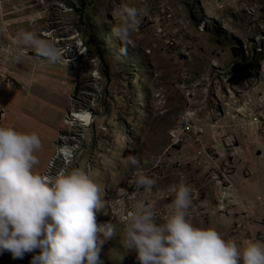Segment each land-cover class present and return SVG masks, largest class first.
Masks as SVG:
<instances>
[{
	"label": "rangeland",
	"instance_id": "1",
	"mask_svg": "<svg viewBox=\"0 0 264 264\" xmlns=\"http://www.w3.org/2000/svg\"><path fill=\"white\" fill-rule=\"evenodd\" d=\"M125 5L143 11L122 53L112 28ZM21 30L64 49L67 62L50 63L18 45ZM256 50L262 62L253 80L231 86L236 62ZM7 98L21 116L38 121L43 110L57 109V119L46 124L57 130L46 173L78 168L100 186L104 207L97 222L113 223L116 232L101 247V264H138L135 252L120 243L126 224L120 218L135 201H147L132 196L133 180L140 171L168 179L173 164L183 165L179 171L197 195L195 207L211 197L217 205L216 192L231 186L233 199L224 196L230 206L214 220L229 215L221 221L230 222L240 213L257 230L250 242H264V216L252 209L240 183H255L263 171L264 0H0L2 114L13 110ZM74 113L91 114L92 123L72 120ZM246 142L251 153L242 165L238 150ZM129 154L140 158L139 169L122 163ZM188 215L193 224L201 219L202 228L212 222L200 207ZM238 226L223 237L235 235Z\"/></svg>",
	"mask_w": 264,
	"mask_h": 264
},
{
	"label": "clouds",
	"instance_id": "2",
	"mask_svg": "<svg viewBox=\"0 0 264 264\" xmlns=\"http://www.w3.org/2000/svg\"><path fill=\"white\" fill-rule=\"evenodd\" d=\"M142 11L127 5L120 10V23L112 34L124 45L122 53ZM15 41L50 63L67 59L64 49L34 31L21 30ZM41 147L37 133L0 126V254L9 252L19 260L33 253L29 264H101V247L116 232L113 223L97 222L96 212L104 207L100 186L78 168L54 177L37 173L35 153ZM122 163L139 169L141 160L129 154ZM133 183L150 190L156 181L140 171ZM191 194L188 184L178 183L171 211L163 207L168 211L164 219L156 218L155 212L163 208L154 209L153 198L135 201L126 224L120 221L125 224L122 248L134 251L138 264H264V242H248L241 248L215 228L195 226L186 211Z\"/></svg>",
	"mask_w": 264,
	"mask_h": 264
},
{
	"label": "crops",
	"instance_id": "3",
	"mask_svg": "<svg viewBox=\"0 0 264 264\" xmlns=\"http://www.w3.org/2000/svg\"><path fill=\"white\" fill-rule=\"evenodd\" d=\"M9 99L10 98L5 99L6 106H9L13 102L12 100H9ZM12 107H13L12 111H10V108H5L6 112H4V114L0 113L1 115H3L1 126H5V127L10 126L20 132H28V133L35 132L39 135L42 147L35 153L39 162L34 166V171H36L39 174L46 175L47 169L48 167H50L51 160L54 156L53 142H54V139H56V132H57L56 129H52L48 127L46 124L49 123L48 122L49 119H52V120L57 119L56 113L58 111L57 109H55L51 112V114H49V111L43 110V113L41 114L42 115L41 117L43 120L38 121V119H35L34 116L31 117V115H29L28 113H26L24 116H21L20 114L23 110H20L19 106H16L15 104L12 103ZM40 124H45V125H40ZM261 147H262L261 150H263L264 152V145ZM240 148H243V149L241 151L238 150V157L242 160V165H243V163L245 164V162H247V158L249 157L248 153H251L249 150L250 149L249 143L248 142L244 143V145H242ZM175 150L177 149H174V151ZM172 159H173L172 157L170 159H167L165 161L166 165H170L172 163ZM253 159L257 160V155L253 157ZM259 162H260L259 164L263 167V171L261 175L259 176V178L257 179V181L253 184H250V181H245L244 183L242 182L240 183L242 184V190L244 192L243 196L249 202L252 209L260 211L261 216H264V159L260 160ZM182 166L183 165H179V164H173V166H168V168L166 169L167 173L169 174L168 179L160 177V174L158 171L151 173L149 176L152 177L156 181L155 185L150 190H145L143 188L137 187L136 192H134L136 194H133L132 196H136V198L140 196L145 197V198H153L152 202L155 203L154 209L167 207L168 210L171 211L170 205L172 203V200L174 199L175 187L181 181L183 182L188 181L187 179L183 177L182 172L179 171V169ZM162 171L163 170H161V172ZM243 171L245 173L246 169L244 168ZM252 185H254L256 188H254ZM207 186L208 184L205 186V188L209 189L210 191L211 188ZM165 194H169L171 196L170 200L165 199V196H164ZM194 197H197V195L195 194L194 191H192L191 204L189 208L186 210L188 214L189 213L192 214V209H193L194 215H195V212L198 209V207L206 210L207 216H209V219L212 220L209 227L215 228L222 236L224 233H228L230 229H234L237 225H239L238 229L234 231L235 235H232L228 240H232L236 242L237 245L240 246L241 248L246 246V244L250 242V240L254 239L253 235L257 232V230L253 228L250 224H247L245 222V217L240 215V213L239 215L238 213H234L232 218L230 217L231 218L230 222L221 221V217H227L229 215H221L220 220L216 221L214 219H216V217L218 216V213L216 212L217 207L213 201V198L211 197L213 201L211 210L207 211L206 206L210 207L211 199H208V200L206 199L201 204L202 206L199 205L195 207L197 200L193 201ZM244 208L245 206L239 210H244ZM202 214L204 213L200 212V216ZM195 216H196L195 218L199 217L198 214H196ZM188 218H189V215H188ZM157 222H163V220L158 219ZM194 225L197 227H202V220L201 219L196 220ZM239 227L241 228L243 227V230H240ZM203 228H207V227H203ZM0 264H17V259H13L9 252H4L3 254H0Z\"/></svg>",
	"mask_w": 264,
	"mask_h": 264
},
{
	"label": "trees",
	"instance_id": "4",
	"mask_svg": "<svg viewBox=\"0 0 264 264\" xmlns=\"http://www.w3.org/2000/svg\"><path fill=\"white\" fill-rule=\"evenodd\" d=\"M256 52L257 53L250 58H245L236 62L232 71L229 73V83L231 86L240 87L253 80L262 62L259 50H256Z\"/></svg>",
	"mask_w": 264,
	"mask_h": 264
},
{
	"label": "built area",
	"instance_id": "5",
	"mask_svg": "<svg viewBox=\"0 0 264 264\" xmlns=\"http://www.w3.org/2000/svg\"><path fill=\"white\" fill-rule=\"evenodd\" d=\"M201 133H203V132L201 131ZM51 165H53V162L51 163ZM231 191H232V187L229 186V187H225L223 190L216 192L217 193V200H218V203H217V211L218 212H223L230 206L229 204L226 203L227 198H224V196H225V194H227L230 198L233 199V197L230 195ZM165 199L170 200V196L166 195ZM127 214L128 213L125 214V216L123 218V222L127 221ZM155 214H156V218L159 216V217H162L164 219L168 215V211L166 208H163V209H160V211H156ZM18 263L21 264V259L18 260Z\"/></svg>",
	"mask_w": 264,
	"mask_h": 264
},
{
	"label": "bare ground",
	"instance_id": "6",
	"mask_svg": "<svg viewBox=\"0 0 264 264\" xmlns=\"http://www.w3.org/2000/svg\"><path fill=\"white\" fill-rule=\"evenodd\" d=\"M64 61L67 62V59H64ZM92 119H93V117L91 116V114H88V113H74V115L72 116V120L85 121L87 123H92ZM65 154H66L65 151H61V153H60V155H65ZM47 176H49V175H47Z\"/></svg>",
	"mask_w": 264,
	"mask_h": 264
}]
</instances>
